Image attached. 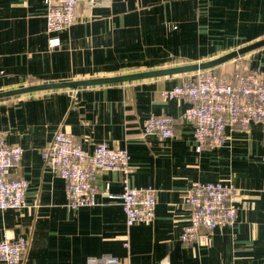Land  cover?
I'll return each instance as SVG.
<instances>
[{"label":"crops","instance_id":"0c3cea01","mask_svg":"<svg viewBox=\"0 0 264 264\" xmlns=\"http://www.w3.org/2000/svg\"><path fill=\"white\" fill-rule=\"evenodd\" d=\"M45 13L43 0H0V92L205 62L264 39V0L79 2L55 48ZM256 67L264 71V45L214 68L231 77ZM191 73L0 98V132L24 148L9 176L28 181L27 207L0 210V240L27 239L21 264H264V122L226 130L221 146L198 152L182 118L188 103L161 98ZM151 114L175 119L172 138L143 134ZM58 129L87 151L100 142L126 148L129 184L156 190L154 218L125 224L121 174L111 170L97 173L95 205L69 208L64 179L42 157ZM216 181L238 193L234 226L182 242L187 191Z\"/></svg>","mask_w":264,"mask_h":264},{"label":"built area","instance_id":"2783aa9c","mask_svg":"<svg viewBox=\"0 0 264 264\" xmlns=\"http://www.w3.org/2000/svg\"><path fill=\"white\" fill-rule=\"evenodd\" d=\"M96 0H43L46 5V30L51 34L49 48L60 45L55 34L73 24L79 2L88 5ZM75 92V89H72ZM163 100L182 98L188 103L182 118L193 124L195 148L221 146L226 130H249L251 124L264 122V71L260 68L236 71L231 77L210 69L194 71L183 82L161 91ZM175 119L165 114H151L143 120V134L154 133L161 139L174 136ZM24 148L7 144L0 132V210H21L27 207L28 181L11 178L12 169L20 163ZM45 164L65 181L67 206L73 210L96 204L99 187L97 173L101 170L121 174L119 194L125 224L150 222L155 216L156 190L153 186H131L129 153L126 148L111 147L100 142L87 151L74 141L71 132L58 129L42 151ZM108 185H104L105 191ZM109 197L112 195L109 194ZM238 193L221 181L197 182L186 193L184 203L190 208L188 223L182 229V242H205L216 228L233 227L237 216ZM28 241L24 237L0 240V261L21 264ZM128 243L125 242V246Z\"/></svg>","mask_w":264,"mask_h":264},{"label":"water","instance_id":"95a60500","mask_svg":"<svg viewBox=\"0 0 264 264\" xmlns=\"http://www.w3.org/2000/svg\"><path fill=\"white\" fill-rule=\"evenodd\" d=\"M264 45V39L259 40L257 42L251 43L249 45L243 46L237 50L224 54L218 58L213 60L193 63V64H186L182 66L172 67V68H165V69H158V70H151L145 72H138V73H131V74H124L114 77H105V78H94V79H86V80H77V81H68V82H57V83H47V84H39L34 86H27L22 87L14 90H8L4 92H0V98L6 97L10 95H16L26 92H33L45 89H54V88H77L80 86L86 85H98V84H110L116 82H125V81H132L137 79L143 78H150L156 76H163V75H170L176 73H185V72H194L198 70L204 69H211L216 66H219L231 59L236 58L239 55H242L248 51L256 49Z\"/></svg>","mask_w":264,"mask_h":264},{"label":"rangeland","instance_id":"374dc122","mask_svg":"<svg viewBox=\"0 0 264 264\" xmlns=\"http://www.w3.org/2000/svg\"><path fill=\"white\" fill-rule=\"evenodd\" d=\"M211 71H213V72H215V73H220V74H222V72L221 71H219L217 68L216 69H210ZM224 75V74H223Z\"/></svg>","mask_w":264,"mask_h":264},{"label":"bare ground","instance_id":"6f19581e","mask_svg":"<svg viewBox=\"0 0 264 264\" xmlns=\"http://www.w3.org/2000/svg\"><path fill=\"white\" fill-rule=\"evenodd\" d=\"M78 88V87H77ZM72 89H76V88H72Z\"/></svg>","mask_w":264,"mask_h":264},{"label":"trees","instance_id":"16d2710c","mask_svg":"<svg viewBox=\"0 0 264 264\" xmlns=\"http://www.w3.org/2000/svg\"><path fill=\"white\" fill-rule=\"evenodd\" d=\"M213 69H215V68H213Z\"/></svg>","mask_w":264,"mask_h":264}]
</instances>
